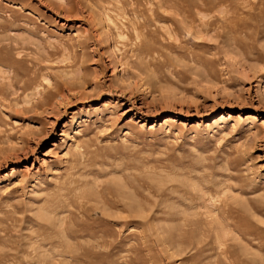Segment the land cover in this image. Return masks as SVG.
I'll use <instances>...</instances> for the list:
<instances>
[{
	"label": "rangeland",
	"instance_id": "rangeland-1",
	"mask_svg": "<svg viewBox=\"0 0 264 264\" xmlns=\"http://www.w3.org/2000/svg\"><path fill=\"white\" fill-rule=\"evenodd\" d=\"M263 262L264 0H0V264Z\"/></svg>",
	"mask_w": 264,
	"mask_h": 264
},
{
	"label": "bare ground",
	"instance_id": "bare-ground-1",
	"mask_svg": "<svg viewBox=\"0 0 264 264\" xmlns=\"http://www.w3.org/2000/svg\"><path fill=\"white\" fill-rule=\"evenodd\" d=\"M199 249H200V248H199ZM199 249H198V250H199ZM199 251H200V250H199ZM202 251H203V250H202ZM200 252H201V251H200ZM200 252H199V253H200ZM225 253H226V252H225ZM197 254H198V253H197ZM197 254H196V255H197ZM198 255H199V254H198ZM200 255H201V253H200ZM202 256H203V255H202ZM199 257H200V256H199ZM220 259H221V258H220ZM226 259H227V258H226ZM210 260H211V259H210ZM212 261H215V260H212ZM209 263H210V262H209ZM218 263H220V262H218ZM263 263H264V262H263Z\"/></svg>",
	"mask_w": 264,
	"mask_h": 264
}]
</instances>
